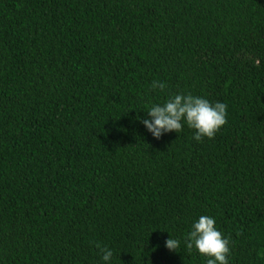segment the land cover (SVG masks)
I'll use <instances>...</instances> for the list:
<instances>
[{
    "label": "trees",
    "instance_id": "1",
    "mask_svg": "<svg viewBox=\"0 0 264 264\" xmlns=\"http://www.w3.org/2000/svg\"><path fill=\"white\" fill-rule=\"evenodd\" d=\"M179 92L213 138L136 119ZM201 215L264 264V0H0V264H207Z\"/></svg>",
    "mask_w": 264,
    "mask_h": 264
},
{
    "label": "clouds",
    "instance_id": "2",
    "mask_svg": "<svg viewBox=\"0 0 264 264\" xmlns=\"http://www.w3.org/2000/svg\"><path fill=\"white\" fill-rule=\"evenodd\" d=\"M152 89L165 90L161 81H153ZM146 110V117L138 119L155 139L167 133L180 134L184 126L194 130L193 139L197 142L204 137L213 138L220 128L227 123L228 106L221 101L212 102L208 98L179 92L168 96L163 103L151 104ZM181 241L176 238L165 240L169 251H177ZM185 247L191 252L195 249L201 256L207 257V264H230V240L217 227L214 216L201 215L192 222L184 239ZM98 247H100L98 245ZM101 261L111 264L114 251L100 247Z\"/></svg>",
    "mask_w": 264,
    "mask_h": 264
}]
</instances>
